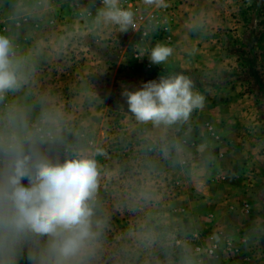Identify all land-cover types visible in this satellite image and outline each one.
I'll return each mask as SVG.
<instances>
[{
    "label": "rangeland",
    "instance_id": "374dc122",
    "mask_svg": "<svg viewBox=\"0 0 264 264\" xmlns=\"http://www.w3.org/2000/svg\"><path fill=\"white\" fill-rule=\"evenodd\" d=\"M122 3L136 11L141 32L118 33L95 23L100 0H0V34L12 39L28 75L22 99L37 112L57 109L67 118L70 140L81 137L99 150L101 196L116 227L128 219L116 193L147 184L157 197L158 214L186 227L195 246L215 242L207 264L264 255L263 243L245 238L221 243L199 229L205 220L193 212L205 200L197 191L196 171L211 157L206 148L219 138L227 141L223 134L238 132L224 123L240 118L242 106L250 123L243 137L264 155V0H167L169 7L147 11L142 0ZM149 20L154 31L142 38ZM158 42L174 49L165 65L136 58L140 49ZM175 72L191 76L206 103L189 121L163 133L170 147L162 154L154 142L160 130L138 124L121 91L122 85L135 88ZM254 180L264 185V170ZM228 187L220 188L217 206L228 201ZM222 215L225 223L226 209Z\"/></svg>",
    "mask_w": 264,
    "mask_h": 264
},
{
    "label": "clouds",
    "instance_id": "9594fccd",
    "mask_svg": "<svg viewBox=\"0 0 264 264\" xmlns=\"http://www.w3.org/2000/svg\"><path fill=\"white\" fill-rule=\"evenodd\" d=\"M142 4L145 11L169 7L167 0ZM94 22L118 33L141 32L136 11L122 0H100ZM153 31L149 20L142 38ZM173 52L158 42L136 58L165 65ZM27 83L22 56L0 34V264H207L215 242L195 246L186 227L158 214L147 184L116 193L128 219L115 226L114 212L101 196L99 150L81 137L70 140L67 118L57 109L37 112L24 102ZM121 97L138 124L160 130L154 142L162 154L170 147L163 133L189 121L206 103L196 81L183 72L135 88L122 85ZM257 227L264 223L252 225Z\"/></svg>",
    "mask_w": 264,
    "mask_h": 264
},
{
    "label": "crops",
    "instance_id": "0c3cea01",
    "mask_svg": "<svg viewBox=\"0 0 264 264\" xmlns=\"http://www.w3.org/2000/svg\"><path fill=\"white\" fill-rule=\"evenodd\" d=\"M240 111V118L227 119L224 123L228 128L234 127L231 125L237 126L236 131L238 132L230 136L223 134L225 138L228 137L227 141L219 138L220 143L216 142L211 148H206V153L211 157L205 158L203 170L196 171L197 191L205 197L203 203L199 205L204 208L199 206L201 210L193 212L195 216H201L205 220L200 224L202 227L199 229H204L208 234L214 233L221 243L226 240L245 238L250 241V244L263 243L264 245V236L258 235V233H264V228H252L253 224L259 226L264 223V198H262L264 197V185L263 182L254 180V177L263 173L264 155L258 154L251 146L250 137L244 139L243 134H248L244 127H248L250 123L249 118L245 117L247 114L245 106H242ZM257 159L262 161L263 167L254 166ZM246 163L247 166H245ZM227 186H229L227 190L229 199L217 206L218 192L221 191L220 188ZM225 209L226 222L223 223L222 214ZM211 222L215 225L211 226ZM250 244L245 246L247 251H249ZM245 260L246 258L234 262L229 261L228 264H243L244 262L264 264V255L248 256V260ZM212 262L215 264L214 261Z\"/></svg>",
    "mask_w": 264,
    "mask_h": 264
}]
</instances>
